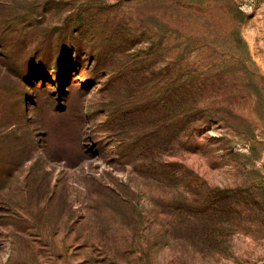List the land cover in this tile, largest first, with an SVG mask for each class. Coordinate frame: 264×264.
<instances>
[{
	"label": "rangeland",
	"instance_id": "374dc122",
	"mask_svg": "<svg viewBox=\"0 0 264 264\" xmlns=\"http://www.w3.org/2000/svg\"><path fill=\"white\" fill-rule=\"evenodd\" d=\"M187 42L264 76V0H0V264H264L263 93L157 155L176 187L141 167L149 72Z\"/></svg>",
	"mask_w": 264,
	"mask_h": 264
},
{
	"label": "trees",
	"instance_id": "16d2710c",
	"mask_svg": "<svg viewBox=\"0 0 264 264\" xmlns=\"http://www.w3.org/2000/svg\"><path fill=\"white\" fill-rule=\"evenodd\" d=\"M240 28L239 25L234 26L232 34L238 36L239 43H243L240 37ZM186 44L184 49H177L178 52L170 48L173 55L168 58L169 60L162 62L158 68L156 67L158 74L149 72L150 77L147 78L148 93L151 99L148 104L149 115L159 114L161 117L158 119L160 128L156 132L157 134L154 135V130H151V133L145 137L144 147L148 148L146 151L148 158L145 159L141 167L150 177L157 176L166 180L169 188L176 187L179 175L171 171L169 163L159 161L157 155H161L165 149L173 146V141L186 145L192 137L191 131L204 120L217 119L221 115V121L227 120L223 116L233 111L234 102L238 101L245 92L257 91L264 95V76L248 56L245 48L242 54L243 58L238 61L236 66L246 70L250 80L241 82L229 77L209 76L218 72L219 75H224L227 70H223L224 66L221 64L194 70L195 64L183 61L187 59L183 55L187 54L192 42ZM155 55L156 53L151 49L149 58ZM157 75L159 79L155 82L156 80L153 78ZM173 181L176 184L171 185ZM225 194L222 192L218 195Z\"/></svg>",
	"mask_w": 264,
	"mask_h": 264
}]
</instances>
